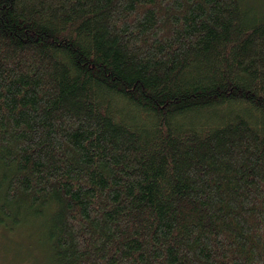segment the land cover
<instances>
[{
	"label": "trees",
	"instance_id": "obj_1",
	"mask_svg": "<svg viewBox=\"0 0 264 264\" xmlns=\"http://www.w3.org/2000/svg\"><path fill=\"white\" fill-rule=\"evenodd\" d=\"M0 263L264 264V0H0Z\"/></svg>",
	"mask_w": 264,
	"mask_h": 264
},
{
	"label": "rangeland",
	"instance_id": "obj_2",
	"mask_svg": "<svg viewBox=\"0 0 264 264\" xmlns=\"http://www.w3.org/2000/svg\"><path fill=\"white\" fill-rule=\"evenodd\" d=\"M36 254V253H35ZM0 264H2V263H0ZM7 264H10V263H7ZM17 264H21V263H17Z\"/></svg>",
	"mask_w": 264,
	"mask_h": 264
}]
</instances>
